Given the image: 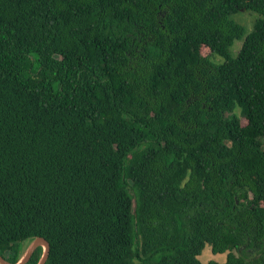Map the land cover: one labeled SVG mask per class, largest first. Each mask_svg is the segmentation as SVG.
I'll return each mask as SVG.
<instances>
[{
    "label": "trees",
    "instance_id": "trees-1",
    "mask_svg": "<svg viewBox=\"0 0 264 264\" xmlns=\"http://www.w3.org/2000/svg\"><path fill=\"white\" fill-rule=\"evenodd\" d=\"M37 237L45 264H264V0H0V253Z\"/></svg>",
    "mask_w": 264,
    "mask_h": 264
},
{
    "label": "rangeland",
    "instance_id": "rangeland-1",
    "mask_svg": "<svg viewBox=\"0 0 264 264\" xmlns=\"http://www.w3.org/2000/svg\"><path fill=\"white\" fill-rule=\"evenodd\" d=\"M260 17H261V14L253 10H240L231 16L232 19H234L236 22H238L239 24L243 25L246 28V35L253 31L255 22ZM244 38L234 41V44L231 47V52L234 57L238 55L241 49V46L243 44ZM210 60L214 63H221L224 61V57L218 54H212L210 56ZM32 241L33 240L28 241L26 243L27 250L29 246L31 245ZM204 249L205 251L200 255V259H202L203 261L217 260L218 262H224L226 260V256H227L226 253L214 254L211 251V246L209 244H207Z\"/></svg>",
    "mask_w": 264,
    "mask_h": 264
},
{
    "label": "water",
    "instance_id": "water-1",
    "mask_svg": "<svg viewBox=\"0 0 264 264\" xmlns=\"http://www.w3.org/2000/svg\"><path fill=\"white\" fill-rule=\"evenodd\" d=\"M39 246H43L44 252H43L38 264H45L47 262V260H48V257H49L50 243L44 237H37V238L33 239L32 243L29 246V248L26 251V253H24L23 257L16 263L10 262L6 257H4L0 253V264H26V263H28L30 261V259L32 258L35 250Z\"/></svg>",
    "mask_w": 264,
    "mask_h": 264
}]
</instances>
